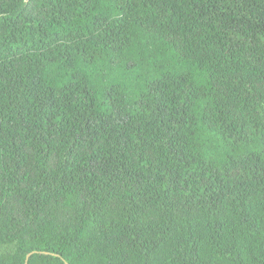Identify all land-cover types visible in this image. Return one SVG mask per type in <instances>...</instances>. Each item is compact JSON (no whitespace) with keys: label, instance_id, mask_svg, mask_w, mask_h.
<instances>
[{"label":"trees","instance_id":"16d2710c","mask_svg":"<svg viewBox=\"0 0 264 264\" xmlns=\"http://www.w3.org/2000/svg\"><path fill=\"white\" fill-rule=\"evenodd\" d=\"M0 264H264V0H0Z\"/></svg>","mask_w":264,"mask_h":264},{"label":"water","instance_id":"95a60500","mask_svg":"<svg viewBox=\"0 0 264 264\" xmlns=\"http://www.w3.org/2000/svg\"><path fill=\"white\" fill-rule=\"evenodd\" d=\"M30 254L27 255V258L29 257Z\"/></svg>","mask_w":264,"mask_h":264}]
</instances>
